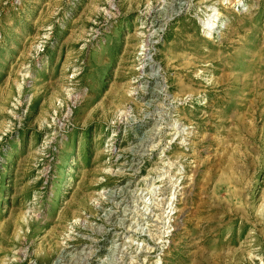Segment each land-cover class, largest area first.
I'll return each mask as SVG.
<instances>
[{
  "label": "rangeland",
  "instance_id": "rangeland-1",
  "mask_svg": "<svg viewBox=\"0 0 264 264\" xmlns=\"http://www.w3.org/2000/svg\"><path fill=\"white\" fill-rule=\"evenodd\" d=\"M0 264H264V0H0Z\"/></svg>",
  "mask_w": 264,
  "mask_h": 264
},
{
  "label": "bare ground",
  "instance_id": "bare-ground-1",
  "mask_svg": "<svg viewBox=\"0 0 264 264\" xmlns=\"http://www.w3.org/2000/svg\"><path fill=\"white\" fill-rule=\"evenodd\" d=\"M216 14L219 15V12L217 13V11H216V12H214V13H211V14H210V17H208V18L205 19V20L203 19V20H204V25H206L205 28H206L207 30L212 31L213 28H214L215 26L218 25V19H217V15H216ZM146 60L151 61V58H150V57H147ZM146 62H147V61H146ZM148 63H149V62H148Z\"/></svg>",
  "mask_w": 264,
  "mask_h": 264
},
{
  "label": "built area",
  "instance_id": "built-area-1",
  "mask_svg": "<svg viewBox=\"0 0 264 264\" xmlns=\"http://www.w3.org/2000/svg\"><path fill=\"white\" fill-rule=\"evenodd\" d=\"M203 23V22H202ZM149 41L144 42V44L142 45V50L143 52L141 53L143 57H145L146 55L149 57V55L145 52V49H147V46L149 45ZM145 59V58H144Z\"/></svg>",
  "mask_w": 264,
  "mask_h": 264
}]
</instances>
